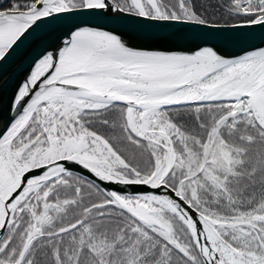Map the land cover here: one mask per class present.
<instances>
[{
    "label": "snow or ice",
    "instance_id": "snow-or-ice-1",
    "mask_svg": "<svg viewBox=\"0 0 264 264\" xmlns=\"http://www.w3.org/2000/svg\"><path fill=\"white\" fill-rule=\"evenodd\" d=\"M0 264H264V0H0Z\"/></svg>",
    "mask_w": 264,
    "mask_h": 264
}]
</instances>
